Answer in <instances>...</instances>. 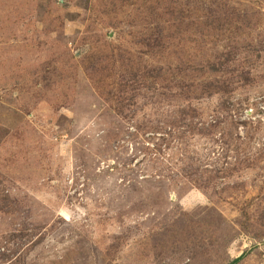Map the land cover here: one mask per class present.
Returning <instances> with one entry per match:
<instances>
[{
	"label": "rangeland",
	"instance_id": "1",
	"mask_svg": "<svg viewBox=\"0 0 264 264\" xmlns=\"http://www.w3.org/2000/svg\"><path fill=\"white\" fill-rule=\"evenodd\" d=\"M0 264H264V0H0Z\"/></svg>",
	"mask_w": 264,
	"mask_h": 264
}]
</instances>
